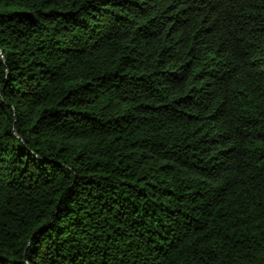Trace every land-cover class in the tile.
<instances>
[{
    "label": "trees",
    "instance_id": "1",
    "mask_svg": "<svg viewBox=\"0 0 264 264\" xmlns=\"http://www.w3.org/2000/svg\"><path fill=\"white\" fill-rule=\"evenodd\" d=\"M0 264H264V0H0Z\"/></svg>",
    "mask_w": 264,
    "mask_h": 264
}]
</instances>
